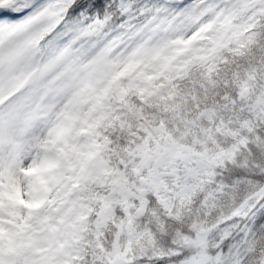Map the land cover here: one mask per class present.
Here are the masks:
<instances>
[{
	"label": "snow or ice",
	"instance_id": "1",
	"mask_svg": "<svg viewBox=\"0 0 264 264\" xmlns=\"http://www.w3.org/2000/svg\"><path fill=\"white\" fill-rule=\"evenodd\" d=\"M0 264H264V0H0Z\"/></svg>",
	"mask_w": 264,
	"mask_h": 264
}]
</instances>
